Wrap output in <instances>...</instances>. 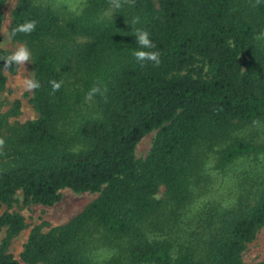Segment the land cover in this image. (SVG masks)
Segmentation results:
<instances>
[{
	"label": "trees",
	"instance_id": "trees-1",
	"mask_svg": "<svg viewBox=\"0 0 264 264\" xmlns=\"http://www.w3.org/2000/svg\"><path fill=\"white\" fill-rule=\"evenodd\" d=\"M8 2L0 0V34ZM111 2L87 0L72 17L35 0H19L12 11L11 38L30 51L39 85L30 99L38 116L11 126L20 100L0 113V210L7 207L0 214V232L7 228L0 264H21L10 251L28 227L22 214L9 211L17 193L26 204L54 206L67 188L99 195L64 224L34 226L20 255L25 263L94 264L82 243L94 224L127 243L125 256L101 264H247L243 253L264 227V189L250 205L203 219V261L192 242L151 239L144 226L190 203L201 143L213 151L233 131L264 122V0H123L102 17ZM28 21H35L32 32L15 31ZM138 31L156 45L149 51L159 53V64L135 59ZM10 55L0 48V93L7 72L19 70L5 63ZM88 97L97 115L80 112ZM153 131L150 152L138 158V144ZM222 147L214 150L221 170L257 152L242 139Z\"/></svg>",
	"mask_w": 264,
	"mask_h": 264
},
{
	"label": "rangeland",
	"instance_id": "rangeland-1",
	"mask_svg": "<svg viewBox=\"0 0 264 264\" xmlns=\"http://www.w3.org/2000/svg\"><path fill=\"white\" fill-rule=\"evenodd\" d=\"M19 0H9L5 7L6 19L0 34V48L14 53L20 47L27 46L16 42L11 38L10 24L12 11ZM42 6H50L62 17H72L82 13L87 0H35ZM123 0H112L108 8L101 12L102 17L109 18L115 13V9ZM264 42V32L260 36ZM28 49V48H27ZM7 88L0 93V113L7 112L16 100H20V113L9 119L10 125L24 123L37 118L31 102L34 69L31 58L29 61L19 64L17 74L7 72ZM82 114L91 113L97 115L95 101L88 97L80 107ZM156 131L146 135L136 148V156L144 158L148 155L153 145ZM236 139H242L257 149V152L245 154L236 159L225 170L217 167L219 156L217 150L225 147ZM215 146L216 151L209 149L206 142L198 147L202 151L200 160L203 162L200 169V177L193 186L190 203L185 208L171 206L162 215L154 217L144 226V230L151 239L168 238L176 244L192 242L196 245V258L203 261L204 236L206 233L203 219L216 211L226 212L233 207L252 204L264 189V122L256 121L233 131ZM225 145V146H224ZM222 147V148H223ZM217 148V149H216ZM165 188L161 187L157 197L163 199ZM99 193H76L71 189L62 191V199L54 206H45L38 203L26 204L22 191L17 193V202L9 211H16L25 217L28 227L11 241L10 251L20 260L21 264H27L21 259V252L27 242L34 226L44 222L49 223L44 227L48 231L53 226L68 222L80 213ZM7 207L0 210L5 212ZM214 214V213H213ZM210 233V231H207ZM7 235V228L0 232V245ZM82 243L95 263L101 264L104 260L114 255H124L127 243L120 239L107 238L103 230L97 225L91 227L83 234ZM203 252V253H202ZM202 253V254H201ZM127 260V258H126ZM243 260L247 264H256L264 261V227L259 231L257 238L248 245L243 253Z\"/></svg>",
	"mask_w": 264,
	"mask_h": 264
},
{
	"label": "clouds",
	"instance_id": "clouds-1",
	"mask_svg": "<svg viewBox=\"0 0 264 264\" xmlns=\"http://www.w3.org/2000/svg\"><path fill=\"white\" fill-rule=\"evenodd\" d=\"M35 27V21H28L20 24L15 31L20 33H30L35 29ZM135 36L137 44L139 45V48L133 52L135 59L141 63L145 61H152L159 64V53L156 51H149L150 49H154L156 47L154 42L150 39L149 34L145 31H138ZM29 59L30 51L26 47H20L8 57V60L5 63L9 66L12 64L19 65L29 61ZM38 86L39 85L37 83L29 82V87L31 88ZM60 87V83L53 82V91L59 90Z\"/></svg>",
	"mask_w": 264,
	"mask_h": 264
}]
</instances>
